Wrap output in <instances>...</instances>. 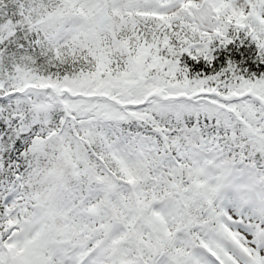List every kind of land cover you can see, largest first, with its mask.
Listing matches in <instances>:
<instances>
[{"label": "snow or ice", "instance_id": "snow-or-ice-1", "mask_svg": "<svg viewBox=\"0 0 264 264\" xmlns=\"http://www.w3.org/2000/svg\"><path fill=\"white\" fill-rule=\"evenodd\" d=\"M0 264H264V0H0Z\"/></svg>", "mask_w": 264, "mask_h": 264}]
</instances>
